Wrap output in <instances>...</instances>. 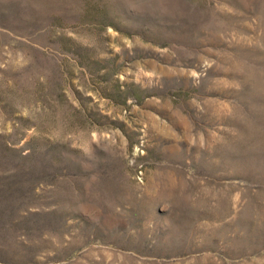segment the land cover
<instances>
[{"label": "rangeland", "instance_id": "rangeland-1", "mask_svg": "<svg viewBox=\"0 0 264 264\" xmlns=\"http://www.w3.org/2000/svg\"><path fill=\"white\" fill-rule=\"evenodd\" d=\"M0 264H264V0H0Z\"/></svg>", "mask_w": 264, "mask_h": 264}, {"label": "bare ground", "instance_id": "bare-ground-1", "mask_svg": "<svg viewBox=\"0 0 264 264\" xmlns=\"http://www.w3.org/2000/svg\"><path fill=\"white\" fill-rule=\"evenodd\" d=\"M256 76V75H255Z\"/></svg>", "mask_w": 264, "mask_h": 264}]
</instances>
